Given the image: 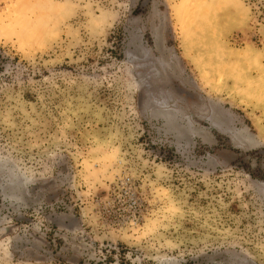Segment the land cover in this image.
Here are the masks:
<instances>
[{"label":"rangeland","instance_id":"rangeland-1","mask_svg":"<svg viewBox=\"0 0 264 264\" xmlns=\"http://www.w3.org/2000/svg\"><path fill=\"white\" fill-rule=\"evenodd\" d=\"M0 264H264V0H0Z\"/></svg>","mask_w":264,"mask_h":264},{"label":"built area","instance_id":"built-area-1","mask_svg":"<svg viewBox=\"0 0 264 264\" xmlns=\"http://www.w3.org/2000/svg\"><path fill=\"white\" fill-rule=\"evenodd\" d=\"M131 203H132V205H133L135 202L131 201Z\"/></svg>","mask_w":264,"mask_h":264}]
</instances>
